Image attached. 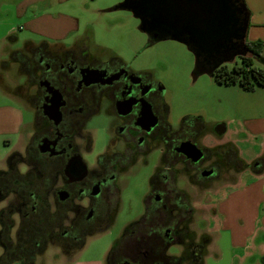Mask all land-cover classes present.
Here are the masks:
<instances>
[{"label": "flooded vegetation", "instance_id": "flooded-vegetation-1", "mask_svg": "<svg viewBox=\"0 0 264 264\" xmlns=\"http://www.w3.org/2000/svg\"><path fill=\"white\" fill-rule=\"evenodd\" d=\"M71 33L29 41L0 63L3 73L22 80V94L11 96L32 115L1 162L0 264H73L86 242L111 226L124 177L151 158L157 163L143 214L123 229L101 264H198L211 238L193 229L185 184L205 190L222 171L234 182L236 161L216 152L231 143L205 147L199 118H183L173 128L158 83L91 49L90 37ZM56 106L57 122L50 117ZM98 135L104 148L94 153ZM185 142L201 151L199 160L177 152Z\"/></svg>", "mask_w": 264, "mask_h": 264}, {"label": "rangeland", "instance_id": "rangeland-1", "mask_svg": "<svg viewBox=\"0 0 264 264\" xmlns=\"http://www.w3.org/2000/svg\"><path fill=\"white\" fill-rule=\"evenodd\" d=\"M122 2L123 0H0V63L6 60L8 53L21 49L25 42L38 44L41 36L72 32L73 36L90 37L91 49L107 51L108 56L120 58L134 70L147 74L158 83L162 87V98L169 108V122L173 128L183 118H199L204 125L201 142L207 148L239 138L232 132L247 117H264V87L244 92L237 86L218 85L208 75H198L192 80L194 60L191 52L183 44L173 40L151 41L140 31L139 20L119 8ZM32 20L34 21L30 26L28 23ZM254 34L264 40V28L255 29L251 33L252 38ZM8 36L13 38L11 42L7 40ZM262 56L264 58V51ZM105 57L107 56L104 55L103 58ZM262 67L264 69V65ZM0 71L4 90L9 88V96L0 89V108L17 111L18 120L27 129L32 119L31 111L23 108L19 98L11 96L14 91L22 94L18 88L22 80L3 73L4 69L1 67ZM217 125L225 126L227 132L220 135L214 133L213 129ZM10 126H0V167L2 160L19 140ZM103 144L102 136L98 135L94 153L103 150ZM238 149L243 161H248L252 153L250 143L240 141ZM156 163L151 158L147 165L124 177L117 212L111 226L103 234L86 242L76 262L104 261L112 243L123 229L142 216L148 179ZM230 174L232 173L222 171L221 179L205 190L185 184L189 204L194 209L193 229L204 231L211 238L202 264L239 263L234 255L239 256L241 251L230 248V229H221L223 215L216 214L212 207L215 206L214 199H217L213 198L214 193L232 185L234 175L230 178ZM249 175L245 171L238 179L235 174V180L245 182ZM249 211L250 208H246L242 213V225L237 222L238 232H245L243 229L246 227V233L249 232V224L246 223L251 214ZM226 213L232 223L237 220L233 208ZM228 225L230 224L227 223ZM52 253L50 251L46 255L48 260ZM170 253L177 254L178 250L172 249ZM256 261L258 263V258L252 262L247 260L243 264H257Z\"/></svg>", "mask_w": 264, "mask_h": 264}, {"label": "water", "instance_id": "water-1", "mask_svg": "<svg viewBox=\"0 0 264 264\" xmlns=\"http://www.w3.org/2000/svg\"><path fill=\"white\" fill-rule=\"evenodd\" d=\"M119 7L139 20L142 31L183 44L193 55L192 80L249 55L245 43L249 16L239 0H123ZM58 114L56 110L50 117L57 122ZM216 132L223 134L225 128L218 126ZM177 152L194 162L202 157L188 142Z\"/></svg>", "mask_w": 264, "mask_h": 264}, {"label": "crops", "instance_id": "crops-1", "mask_svg": "<svg viewBox=\"0 0 264 264\" xmlns=\"http://www.w3.org/2000/svg\"><path fill=\"white\" fill-rule=\"evenodd\" d=\"M243 2L249 12V27L245 40L247 42H264V40H261L255 34L254 38L251 36V33L255 29L264 28V0H243ZM33 21L28 24L31 26ZM18 114L17 111L12 109L0 108V126L9 127L11 125L10 127L13 128V132H16L21 124L20 119L18 120L19 117H17ZM224 128L225 132H227L226 127ZM232 133L239 138L229 139L224 143L230 142L235 147L237 155L242 161L238 143L240 141H246L251 145L252 153L250 159L245 161L249 167L237 172L238 179H240V176L245 171H248L250 175L246 178L245 182L237 179L229 187L225 186L224 189H220L214 193L213 198L217 199H214L216 200L214 201L215 206L212 205V207H214L216 214L223 215L221 229L223 227L230 229V248L241 251L239 256H234L237 259L236 261L239 262L238 264H243L252 255H257L258 257L264 255V241L261 243H255L254 241L257 234H264V117L254 119L252 116L247 117L242 123H239V126ZM210 200L212 201L213 199ZM231 208H233L236 214L235 217H237V220L234 222L235 224L231 222V219H228V214L226 213H229ZM246 208H250L249 212L251 213L246 221L249 224V232L246 233L247 227L243 229L245 232H241L242 230L238 232L236 230V224L237 222H241L240 219L243 218L242 213ZM227 223L230 225L227 226ZM76 260L73 261V264L102 263L100 261L80 263L76 262Z\"/></svg>", "mask_w": 264, "mask_h": 264}, {"label": "trees", "instance_id": "trees-1", "mask_svg": "<svg viewBox=\"0 0 264 264\" xmlns=\"http://www.w3.org/2000/svg\"><path fill=\"white\" fill-rule=\"evenodd\" d=\"M239 3L244 4L243 0H239ZM120 8V7H119ZM247 14L249 15V12L247 8L245 7ZM141 29V25H140ZM142 31V30H141ZM146 33H149L146 30H143ZM153 36L151 41H162L163 39L171 40L169 36H154L155 34L150 32ZM150 36V39L151 37ZM12 37H7L8 41H12ZM246 45L249 49V55L246 57H239L236 58L231 63L223 64L216 68L210 75L212 80L218 84L223 86H237L239 89H241L244 92H252L255 88L264 87V58L262 56V53L264 51V42L262 41H253V42H247L245 40ZM28 45V42L24 43V46ZM23 46V47H24ZM201 62V59L198 60ZM216 152L218 154L223 153L224 155L227 153L232 155V158L236 161V171L240 172L245 170L249 167L244 161H242L236 152L235 147L232 144H227L224 146H221L220 148L216 149ZM252 167V166H251ZM130 224L129 226H131ZM127 230V229H126ZM125 230V231H126ZM264 234L259 233L257 234L255 238V243H261L263 242ZM205 250L203 251V254L201 256V260L198 264H202L203 260L202 258L206 254V248L208 245V242H206ZM257 255L250 256L247 260L248 262H252L253 260L257 259ZM246 260V261H247Z\"/></svg>", "mask_w": 264, "mask_h": 264}]
</instances>
